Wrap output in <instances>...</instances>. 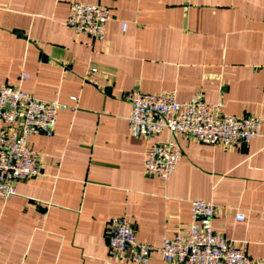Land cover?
Wrapping results in <instances>:
<instances>
[{
  "label": "crops",
  "instance_id": "obj_1",
  "mask_svg": "<svg viewBox=\"0 0 264 264\" xmlns=\"http://www.w3.org/2000/svg\"><path fill=\"white\" fill-rule=\"evenodd\" d=\"M72 2L109 8L104 39L66 24ZM3 84L74 109L58 111L51 135L26 138L41 174L0 199V264H133L109 256V220L159 245L187 229L195 198L215 205L216 233L264 261V0H0ZM132 89L175 90L179 102L201 91L224 113L259 116V134L239 146L134 137ZM169 138L180 157L164 181L144 161ZM145 264L177 263L154 251Z\"/></svg>",
  "mask_w": 264,
  "mask_h": 264
},
{
  "label": "built area",
  "instance_id": "obj_2",
  "mask_svg": "<svg viewBox=\"0 0 264 264\" xmlns=\"http://www.w3.org/2000/svg\"><path fill=\"white\" fill-rule=\"evenodd\" d=\"M109 18L106 5L72 2L66 24L78 33L102 40ZM94 72L96 68L89 69V73ZM125 98L130 104L126 119L128 131L134 137H151L168 130L204 144L239 146L259 134V116L224 113L219 103L205 102L201 91L185 102L177 101L175 90L145 93L132 89ZM71 99L76 100V97ZM67 109H74V106L58 98L35 97L19 86H0V122L3 124L0 130V199L6 200L15 193L16 181L41 174L38 154L30 149L26 138L37 132L51 135L58 111ZM179 157L180 149L174 138L155 142L144 161V172L165 181ZM215 214L213 203L193 199L187 229L164 234L159 245L139 241L128 220L113 217L107 231L109 256L120 262L145 264L154 251H159L165 260L177 264H263L264 261L252 258L212 229ZM236 219L243 220L244 214L237 213Z\"/></svg>",
  "mask_w": 264,
  "mask_h": 264
}]
</instances>
